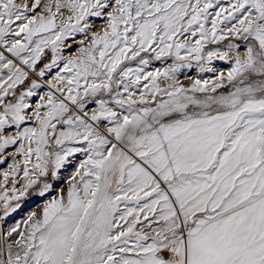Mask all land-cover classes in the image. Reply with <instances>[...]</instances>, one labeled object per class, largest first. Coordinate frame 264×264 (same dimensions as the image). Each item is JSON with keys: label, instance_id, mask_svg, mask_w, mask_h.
I'll return each mask as SVG.
<instances>
[{"label": "snow or ice", "instance_id": "obj_1", "mask_svg": "<svg viewBox=\"0 0 264 264\" xmlns=\"http://www.w3.org/2000/svg\"><path fill=\"white\" fill-rule=\"evenodd\" d=\"M40 6L41 0L31 5L0 0V47L33 71L49 44L53 60L45 67L51 69L60 43L83 32L87 17L106 15L107 21L103 34L80 49L81 57L66 62L64 71L70 75H58L59 86L51 85L60 97L49 91L46 103L37 106L33 115L39 131L17 133L28 143L27 149L19 147L24 187H33L41 176L56 179L59 168L77 152L86 158L66 195L46 204L42 218L32 219V214L27 232L18 233L15 257L9 245L0 264H264V0H228L227 7L221 0H52L38 15ZM65 11L68 19L58 25L57 14L63 17ZM225 31L250 41L226 77L221 73L211 83L196 80L185 88L174 77L179 66L145 73L149 58L142 54L180 60L184 50L199 61L204 44L225 39ZM10 36L15 38L8 47ZM189 37L197 38L193 43ZM238 47L228 45L229 51ZM206 55L209 61L214 56L229 59L228 53ZM126 61H136L137 67ZM4 69L0 133L10 122L19 128L29 107L25 98L39 87L33 81L14 103L5 102L28 72L0 52V72ZM161 76L172 83L162 88L157 82ZM142 79L150 86L137 101L130 89ZM226 84L229 91L217 92ZM101 93L111 96L96 100L98 114H69V104L83 112L80 100ZM109 103L127 114L118 115ZM41 108L47 109L43 119ZM89 119L108 120L112 126L107 135ZM57 124L67 125L55 139L57 146H85L46 152ZM16 142L4 139L0 151ZM33 154L36 163L30 170ZM51 187L43 183L40 194ZM13 192L15 199L24 195ZM0 200L8 211L7 194Z\"/></svg>", "mask_w": 264, "mask_h": 264}, {"label": "rangeland", "instance_id": "obj_2", "mask_svg": "<svg viewBox=\"0 0 264 264\" xmlns=\"http://www.w3.org/2000/svg\"><path fill=\"white\" fill-rule=\"evenodd\" d=\"M16 2L20 5L24 3H28L31 5L34 3V0H16ZM63 2V0H61ZM46 3H52V0H41L40 8L36 9L38 15L44 14L42 13L43 5ZM223 6L227 7L228 0H221ZM110 10V9H109ZM217 9H213L212 11H217ZM55 11V9H53ZM31 15V13H29ZM68 13L65 11L63 17L60 14H57L56 23L59 25L61 19L67 20ZM105 17V19H104ZM212 17H209L211 20ZM107 16L103 17H87L86 22L88 27L84 29L83 32H75L72 35L68 36L62 43H60L59 50L57 52V60L56 64L51 67V69H47L45 66L52 64L53 60V53H52V45L49 44L47 47L44 48L43 54L41 55L40 60L37 62L35 71L32 69H28L27 66L21 65L20 61L13 57L11 53L7 52L4 47H0V52L4 54L7 59L13 61V63L23 68L25 71L28 72V78L24 81V83L17 85L15 88V95H9L5 97V102H12L14 103L18 96L23 92V90L27 89L33 81H35L39 87L35 89L34 94L30 99V106L25 109L22 113L25 119L23 122L20 123L19 128L13 123H9L6 126L2 133H0V143L3 142L4 139L13 138L16 139V144H10L3 151H0V196L5 195L8 196L9 201V210L5 211L3 200H0V217L3 218L2 222H4L3 231L6 233L7 238L10 239V244L15 245V241L20 239L18 233H26L28 226L31 224L32 220L29 219L32 217V214L35 213L36 218H42L43 209L46 204L50 203L54 198H58L62 193L66 195L67 189L69 187V181L71 180L72 176L76 172L79 167V164L86 158V155L82 152H77L74 155L68 157L67 161L59 168L57 173V178L53 179L51 175L48 176H41L39 177V182L34 185L33 187L25 189V179H24V163H23V156L19 152V147L21 144H24L25 149L28 147L27 141L23 140L21 137L17 135L18 132H23L26 128H35L39 131V122L35 119L33 113L37 111V106L41 103H46V94L49 91H52L53 94L57 97H60V93L56 91L55 88H52L51 85H58L56 77L59 76H67L70 73H66L64 71L65 64L69 60H75L81 57L82 53L80 49L87 48L92 43V37L96 34H103V31L106 27ZM17 24L19 22H16ZM73 24H75V20H73ZM84 21L81 22L80 26H83ZM13 27H16V24H13ZM206 27L210 28L211 24H207ZM221 28L224 25H220ZM47 35V34H42ZM225 39L220 40L217 43L207 42L204 44L203 51L201 53V59L198 61L195 56V53L189 54L188 52L182 50L181 57L182 59L177 60L175 56H165L161 57L160 59H155L154 56L146 55L149 58V64L144 69L146 72H155L159 71L163 73L165 69H171L174 66H179L178 71L174 73L175 80L178 81L180 86L185 88H190L192 84L196 80H207L210 83L215 81L216 78L223 73L224 76H227L228 71L233 66L234 58L238 54L241 58L245 55V45L250 43V41H245L243 36L237 38L235 35L228 34L226 31L224 33ZM15 37H7L9 43L8 47H11V40ZM197 37H189L194 43ZM22 39V36L20 37ZM211 39V38H209ZM59 43V42H58ZM234 44L238 45L237 49L229 51L228 45ZM209 51L214 52H221V53H228L229 59H220L219 57H212L209 61L207 57V53ZM125 63L129 64V66L135 68L137 67L136 61ZM167 66V67H166ZM164 67V68H163ZM212 69V71H207L206 69ZM204 69V70H202ZM43 70L45 72L43 77L39 76V72ZM197 71V72H195ZM8 75V70L4 69L0 72V76L6 78ZM171 75V73H170ZM160 85L166 82V85H170L172 80H165L163 76H161L158 81ZM83 83V82H82ZM146 83V84H145ZM146 85H149L148 80H141L139 86H133L130 91L135 92V96L133 99L139 100L141 92H147ZM163 88V87H162ZM231 89V85H227L224 88L217 89V92H227ZM13 90H10V92ZM81 92L83 89L80 90ZM116 91L115 87L113 89L114 94ZM119 91L126 97L127 93L123 92V87L119 89ZM202 95V94H197ZM111 94L101 93L97 97H83L80 100V103H83L85 106L87 103H96L97 99H105L110 100ZM41 97H44V100H41ZM148 98V97H145ZM166 99L167 97H162ZM161 99V97H157V100ZM89 100V101H88ZM67 103V101H66ZM112 104V103H109ZM113 105V104H112ZM152 106H155L154 103ZM70 113L69 114H76L79 110L76 108L75 105L69 104ZM42 109V108H41ZM39 109V111L41 110ZM43 111H47V109H42ZM2 111V108H0ZM46 113V112H45ZM45 113L40 114L41 119H43ZM123 114H127L124 112ZM53 123H56L53 121ZM111 127V126H110ZM57 132L56 136L49 135V143L48 146L45 148L46 152L56 153L61 151L63 147H82L83 145L75 144L72 142H65V144L61 146H57L55 144V139L59 135V131L67 130V125H56ZM108 130V129H107ZM107 130L105 131L104 135H107ZM51 132V129L49 130ZM33 150H35L36 145L33 143L31 145ZM54 159V155L52 157ZM36 163L35 155L31 157V163L28 165L29 169L33 168V165ZM51 170V165L49 166ZM7 174L8 180L5 181L4 176ZM43 183H49L52 185L51 190L46 192L43 196L40 194V189L43 186ZM15 189V194L19 195L20 193H24V195H19V199L13 198ZM35 197H40L38 200H32ZM17 228V231H12V229ZM11 233V234H9ZM11 236V237H9ZM13 238V239H12ZM13 240V241H12ZM14 243V244H13ZM17 246V244L15 245ZM17 253V251H16Z\"/></svg>", "mask_w": 264, "mask_h": 264}, {"label": "bare ground", "instance_id": "obj_3", "mask_svg": "<svg viewBox=\"0 0 264 264\" xmlns=\"http://www.w3.org/2000/svg\"><path fill=\"white\" fill-rule=\"evenodd\" d=\"M41 14V13H40ZM104 19H105V17H104ZM167 67V66H166ZM164 68V67H163ZM195 72H197V71H195ZM166 82H164L163 84H161L160 86L161 87H168V85H166L165 84ZM146 84V83H145ZM150 84V83H149ZM32 85V84H31ZM31 85L27 88V89H25V90H23V92H27L30 88H31ZM33 92H35V89H33L32 90ZM23 92H21V93H23ZM31 97H32V95L31 96H27L26 98H25V104H27V105H31L30 104V99H31ZM18 98H19V96H18ZM17 98V99H18ZM146 99H148V98H146ZM89 101V100H88ZM108 107L111 109V110H113V111H116L117 113H118V115H122L123 113H121V110L120 109H118L116 106H115V104H108ZM27 109V108H26ZM43 109V108H42ZM40 110L39 111V114H43V113H45L46 111H43V110ZM98 112H99V105L97 104V103H87L86 104V106L84 107V110H83V112H80V110H78L77 111V113H76V115H82V116H84L85 118H90V117H92L94 114H98ZM89 123H91L92 124V127L93 128H95L98 132H100L101 134H105V131L110 127V126H112L110 123H109V121L108 120H100V121H98V122H92L90 119H89ZM85 145H83L82 147H84ZM43 196V195H42ZM38 199H40V197H35L34 199H32V200H38ZM2 220H3V218L2 217H0V258H3V259H7V248H8V246L9 245H11V248H12V256L13 257H15V255H16V251H17V248H18V246H15V245H12V244H10V239L9 238H7V236H6V233L3 231V225H4V222H2ZM9 237H11V236H9ZM13 239V238H12ZM13 241V240H12ZM14 244V243H13Z\"/></svg>", "mask_w": 264, "mask_h": 264}]
</instances>
